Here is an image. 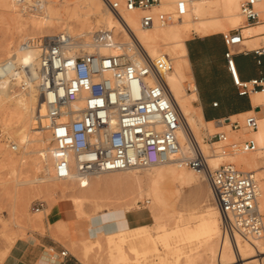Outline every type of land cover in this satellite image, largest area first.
<instances>
[{
  "label": "bare ground",
  "instance_id": "1",
  "mask_svg": "<svg viewBox=\"0 0 264 264\" xmlns=\"http://www.w3.org/2000/svg\"><path fill=\"white\" fill-rule=\"evenodd\" d=\"M110 1L122 3V0ZM177 1L179 0H162L160 5L154 7L155 11L167 12L166 23L143 28L140 25L141 13L138 10L127 11L121 6L119 17L110 10L109 0H22L21 2L0 0V23L19 33L18 37L9 44H0V64L4 61L7 63L5 71L1 70L0 75V123L2 124L0 136L11 139L9 143H3L0 139V190L6 191L12 185L15 187L12 190L14 196L19 198L22 205H27L29 200L27 191L22 192L19 187L24 184H36L32 192L41 194L46 188L43 186L44 182H61L63 189L70 195L61 206L64 217L60 218L58 228L61 232L69 231L72 243L76 244L75 249L78 251L76 254L84 261L93 256L95 248L102 247L100 236L103 235L107 238L104 246L106 264H142L138 258L135 260L128 256L125 246L129 239L125 231L140 230L154 221L162 232L158 241L169 249L173 248L186 254L184 258L174 260L165 255L162 257L163 264H233L237 260H241L244 264H263L262 239L246 237L240 233H235L234 237L223 234L219 210L216 204L210 201L213 197L207 181L209 194L201 204V210L196 212L194 208L185 212L176 209L169 211V206L158 189V177L162 174L163 166H169L167 173L178 184L184 186L199 182L201 174L191 167L187 170L185 165L179 163V158L182 156H192L201 151L205 154L209 165L216 166L226 156L237 153L238 157L234 158L233 162L235 160L237 164L246 165V172H256L257 182H261L257 183L258 195L264 202V174L257 167L258 155L264 153V90L256 91L250 88L253 104L263 108L262 115L260 112L261 116L258 117L257 129L250 134L234 135L235 142L231 141V144L228 141L233 135L226 137L223 143L217 140L214 142L218 143L216 150L210 152L203 137V124L216 123L224 119L205 121L200 107L194 104L197 95L185 45L186 37L192 29L203 34H213L238 26L242 21L239 12L240 0H183L187 7V12L183 15L176 13ZM218 6L222 8L223 16L231 20L229 25L223 23L219 16L212 15L213 9ZM257 7L259 12L264 14V0H258ZM100 29L110 31V36L105 42L94 38L95 32ZM61 32L79 38V43L73 50L99 52L102 55L122 54L140 62L144 61L145 56L152 59L167 56L170 59L171 67L162 75L180 112L182 124L178 130L180 147L167 161L148 166H133L126 170L95 173L83 178H78L75 172L65 180L55 177L54 160L49 153L53 130L47 127L46 107L38 87L40 76L38 68L42 38ZM241 34L242 44L247 43L248 48L264 43V20L258 24L242 27ZM104 76L110 78L112 74L107 71ZM185 82L188 83L187 90L184 86ZM70 106L81 108L83 101L78 99ZM254 112L250 110L236 116H245ZM241 138L244 140L251 138L254 149L240 151L237 147L230 151L227 142L237 146L243 141H240ZM8 147L14 148V152L9 151ZM139 169L147 172L145 180L138 177ZM27 172L34 173V176L29 177ZM36 172L42 174L35 176ZM125 172L128 173L126 177L135 183L129 192L130 195L132 197L138 195L132 198L133 202L125 208L106 210V217L110 220L119 218L122 223L120 227L111 228L112 230L87 227V223H97L100 217L102 218L101 214L105 213L103 211L90 213L86 209L87 204L94 205L93 212H95L105 200L110 198L91 189L92 176L98 178L101 174L120 175ZM10 179L15 180L16 184ZM101 181L99 180L100 183ZM142 181L147 183L145 192L147 205H139L136 201L137 197L142 196L143 190L139 189ZM54 204L55 199L50 197L48 208H43L41 211H48L51 217H54L52 213ZM125 213L132 216L131 226L123 219ZM187 213L195 214L185 217ZM39 225H42V221ZM88 231L93 234H89ZM218 232H220L219 240L215 238ZM184 245L191 249L182 251ZM129 249L136 251L134 247ZM155 249L158 250V247ZM99 264L104 263L100 261Z\"/></svg>",
  "mask_w": 264,
  "mask_h": 264
},
{
  "label": "built area",
  "instance_id": "2",
  "mask_svg": "<svg viewBox=\"0 0 264 264\" xmlns=\"http://www.w3.org/2000/svg\"><path fill=\"white\" fill-rule=\"evenodd\" d=\"M257 2H240V12L247 25L261 22ZM161 3L162 0H122V3L109 0L108 5L119 17L121 6L127 11L138 10L140 25L150 28L168 20L166 12L154 10ZM175 10L178 15L185 14V2L177 1ZM109 36L110 31L105 29L94 34L101 42ZM222 37L227 48L224 54L227 68L238 94L248 95L250 88L264 90L263 78L238 80L234 48L243 45L240 28L222 33ZM78 43L79 38L61 32L44 36L40 47L38 87L46 107L47 127L53 130L49 153L54 160L55 177L65 180L75 172L78 178H83L167 161L180 147L178 130L182 124L162 75L171 67L170 59L145 56L140 62L122 54L73 50ZM256 52L263 54L264 48ZM6 65L5 61L0 64V75ZM107 71L112 74L110 78L104 76ZM78 99L83 101V106L71 107ZM216 105L214 102L213 106ZM224 120L232 130L241 126L230 117ZM243 126L247 130L257 129V116L246 115ZM226 137L224 132H217L210 135L209 140L225 141ZM241 147L254 149L251 139L242 142ZM179 163L202 174L209 183L224 235L234 237L235 233H240L264 241V220L257 206L254 172L242 171L232 163L212 168L201 151L182 156ZM43 208L44 203L39 201L31 209L40 212ZM60 254L69 255L65 249ZM233 264L244 263L237 260Z\"/></svg>",
  "mask_w": 264,
  "mask_h": 264
},
{
  "label": "rangeland",
  "instance_id": "3",
  "mask_svg": "<svg viewBox=\"0 0 264 264\" xmlns=\"http://www.w3.org/2000/svg\"><path fill=\"white\" fill-rule=\"evenodd\" d=\"M262 14L263 13H260L261 21L264 20L263 18L264 14L263 15ZM212 15L219 16L221 21L225 23L226 25L230 24L231 20L223 16V10L220 6L215 7L213 9ZM241 18H242V21L238 26L231 27V29L228 28L227 30H223L221 32L227 33L230 30L237 29V28L242 29V27L247 26V22L242 14H241ZM10 29L12 28H8L7 26L3 25V23H0V44L1 43L9 44L11 41L15 40L18 37L19 33L16 30H13V29L10 30ZM197 34H203V33L197 32L193 29L190 30L186 37V40L187 38H189V36L192 37ZM247 45H248L247 43H244L241 46H236L234 49L239 50V49H242L243 47L248 48ZM184 86H185V89L187 90L188 83L185 82ZM262 109L263 108H261V110ZM261 110L255 111L253 113L257 116V121L259 119L258 117L262 115ZM260 112H261V115H260ZM245 116L231 117L232 121L238 120L241 125L240 128L237 130H232L230 127V124H228L224 120H219L216 123L211 122V123L203 124L202 132H204L203 134L205 136L203 135V137L205 138V142L208 144V150L210 152H214L216 150L218 143H214V142L217 141L218 139L212 138L211 140H209V136L217 132H224L225 134H227V138H229L230 135H233V137L229 138L228 142L230 144L232 143L231 141L235 142L234 135H246V134H250V132L252 133L253 130H247L243 126V120ZM1 125L2 124L0 123V131L2 134ZM206 130H207V133H206ZM206 136H207V140H206ZM248 138L246 140H249ZM0 139H1V142L3 143L11 142L10 137L9 139L7 138L5 139L1 135ZM246 140H244V138L240 139V141L242 142ZM221 142L223 143L224 141H221ZM228 142H227V145H228L227 147L230 149V151L237 149V147L239 148L240 151L243 149L241 147L242 142H240L237 146H232L228 144ZM4 145L6 146V144ZM7 149L9 151L11 150V152L12 151L14 152V150H12L10 147H8ZM36 156H38V154ZM236 157H238V154L232 153L226 156L218 165L216 166L211 165V167L216 168L220 166L221 164L232 163L238 169L242 171H247L246 170L247 167L243 163L237 164L235 163V160L233 162V159ZM257 161H258L257 167L260 170H262V173L264 174V153H261V155H258ZM168 167L169 166H163L161 168L162 174L159 175L158 177V180H159L158 189L163 194L165 202L167 206H169V211H172L173 209L179 210L182 208V205L183 207H185L186 205L191 204L193 200L191 197H189V194H186L180 199L177 205V199L181 193V190L185 186H188V185L183 186L181 184L176 183L175 180H173V178L170 177V175L167 173ZM186 169L188 170L191 168L186 166ZM27 173L29 174L28 175L29 177H32V175L34 176V173L33 174H31L30 172H27ZM41 174H39V172H36L35 176L36 175L39 176ZM127 175H128L127 172L122 173L120 175L119 174L118 175L116 174L102 175L101 174V176L98 177L100 178L99 180H102L101 183L99 182V180H97L98 179L97 176L96 178L95 176H92L93 184L91 186V189H93V191H95L96 193H101V194L103 193L104 195H108L110 198L105 200L104 204L99 209H97V211L95 212H93L94 205H92L91 203L87 204L86 206L87 211L90 213L96 214V213H101V211L107 212L108 210H111V209L115 210L118 208H125L127 207L128 204H131L133 202L132 198L136 197L138 194H135L133 197L130 195L129 192L132 190L133 184L135 183H133L134 182L133 180L130 181V179L126 177ZM22 177L24 178V176ZM138 177L145 180V178L147 177V172L143 169H139ZM203 178L204 177L201 174V178L199 177V182L202 183V185L204 186V187L203 186L201 187V189L203 190V196H204L205 191L203 188L207 186V182ZM10 181L11 182L14 181V183L16 184L15 180L10 179ZM96 181L97 183H95ZM257 183L260 184L261 182L258 181ZM10 186L9 187L7 186L8 190L6 191L0 190V264H10V262L8 263L7 259L10 258L11 249L14 245L13 243L16 242L15 240L19 238H23V239L27 238L29 234H33V233L49 235L55 242L59 243L61 246H63L65 250L68 251V253L70 254L69 256L75 257L78 260H81L87 264H99L100 261L106 264L105 262L106 250L104 249V246L106 244L107 238L105 236L103 235L100 236V244L102 247L94 249V253L92 254L94 257L92 256L86 261H84L82 260V258L78 256V254H76V251H77L75 249L76 244L72 243L70 239L69 231L66 230L64 232L63 231L61 232V229L58 228V224L60 223L59 221H61L60 218L62 219L64 217V212L61 209V206L63 205L65 200L68 199V196L70 195L68 192H66L63 189V185L61 182H53V181L44 182L43 186L44 187L46 186V188L44 192H41V194L32 192L33 191L32 189L36 186V184H30V185L24 184L22 186L20 185L21 187L19 188L23 190L22 192L27 191V194L29 197L27 205H24V204L22 205L21 202H19L20 201L19 198L17 196H14V192L12 191L15 187H13L12 185ZM95 187L97 189H95ZM139 189L143 190L142 196L140 198L137 197L136 201H138L137 203L139 205H142V204L147 205L148 203H146V196H145V192L147 190V183L145 181L144 182L142 181L141 188ZM199 191H200V186L197 187L193 191V193L196 194ZM47 196L48 198H46ZM49 196L55 199V204L52 210L54 217H51L49 212L45 210L41 212L32 211L31 209L32 205L39 201H42L44 203V208H48L49 206L48 199L50 198ZM258 197H259L258 198L259 209H260V212L263 214V220H264V202H262L263 200L260 198L261 197L260 195H258ZM210 201L214 203L212 198ZM200 208H201V205L194 208L195 209L194 212L200 211L201 210ZM194 214L195 213H187L185 214V217L194 216ZM40 221H42V225H39ZM125 234L128 236V239H129L128 243L125 246L126 247L125 249L128 251V254H129L128 256L135 260L138 258V260L141 261L142 264H163L162 257H164L165 255L171 260H174L176 258L181 259V258H184V256H186V254L181 253V251L174 250L173 248L169 249L167 246H163L164 244H162V242L158 241L159 237L162 235V232H160V229L156 226L154 221H152L150 224H148L146 227L140 230H131V229L127 230L125 231ZM98 235L99 233H97L96 236ZM215 238L219 240L220 232L217 233ZM129 247H134L136 251L134 252L133 250H130ZM156 247H158V250L155 249ZM183 247L184 248L182 249V251H187L191 249L187 245H184ZM50 252L54 253L52 251Z\"/></svg>",
  "mask_w": 264,
  "mask_h": 264
},
{
  "label": "crops",
  "instance_id": "4",
  "mask_svg": "<svg viewBox=\"0 0 264 264\" xmlns=\"http://www.w3.org/2000/svg\"><path fill=\"white\" fill-rule=\"evenodd\" d=\"M222 33L189 36L185 43L190 61L191 76L197 95L194 104L200 107L205 121L234 117L250 110H261V106L253 104L251 92L244 96L238 94V87L235 85L227 68V61L224 55L227 48L224 44ZM262 48H264L263 42L254 48L243 47L239 50L234 49L239 81H249L255 78L264 79V53L258 54L256 52L257 49ZM214 102L217 103L216 106H213ZM199 186L200 191L196 194L193 193ZM202 186V183L196 182L185 186L181 190L177 205L186 194H189L193 201L185 207L182 205L179 210H192L205 201L207 194H209V187L207 184L203 188L205 191L203 196ZM101 216L102 218L100 217L97 223H87V227L112 230L113 228H119L122 224L118 220L119 218L115 219L116 223L115 220H110L106 217V212L101 214ZM123 219H125L127 225L131 226L133 224L131 214L125 213ZM84 225L86 226V224ZM88 233L93 234L90 231ZM15 241L11 249L10 258L7 259L10 264H87L69 256V253L66 257L61 256L60 253L64 250L63 246L55 242L49 235L33 233L29 234L27 238H19Z\"/></svg>",
  "mask_w": 264,
  "mask_h": 264
}]
</instances>
